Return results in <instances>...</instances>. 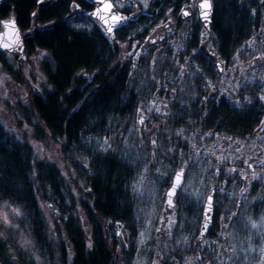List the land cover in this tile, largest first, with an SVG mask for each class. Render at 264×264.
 I'll return each mask as SVG.
<instances>
[{"label": "trees", "instance_id": "16d2710c", "mask_svg": "<svg viewBox=\"0 0 264 264\" xmlns=\"http://www.w3.org/2000/svg\"><path fill=\"white\" fill-rule=\"evenodd\" d=\"M68 2L58 0L41 11L37 0H3L0 19L12 16L22 29L31 26L36 9L40 23L55 19L54 24L37 38L50 57L42 66L47 85L30 104L38 113L37 117L34 115L36 120L32 118L33 127L37 129L34 130L35 137L44 139L48 136L61 143L63 158L75 169L76 178L89 186L87 197L93 201L88 204L90 199L78 200L69 192L58 164L47 159L36 160L25 143L0 122V201L16 205L24 213L22 218L13 220L11 227L0 229L2 264H14L9 254L22 255L18 249L21 246L26 250L23 242L28 233L36 248L44 249L49 260L46 264H113L114 255L102 224L93 225V209L116 222L125 221L132 212L131 207L123 203L128 201L127 187L123 184L133 179L128 163L112 151L89 158L90 151L84 139L96 132L110 131L112 123L114 129L123 133L129 131L140 100L137 89L143 86L144 72L149 67L146 64L135 68L130 61L123 63V50L120 53L118 43L121 42L119 36L126 35L117 32V37L112 35L109 39L98 24L94 31H80L68 26ZM225 20L228 28L237 23L232 13L226 15ZM143 23L131 26V30ZM111 133L114 134L113 130ZM44 198L57 202L63 214L60 224H54L55 230L50 236V218L40 204ZM80 208L85 213L82 220L78 214ZM83 218L89 222L92 243L86 241L88 230L84 231ZM60 228L66 242L62 240ZM112 242L116 244L115 240ZM196 249L193 250L195 256ZM29 255V263L38 262L35 251H30ZM172 257L167 258L166 264H174ZM186 258L185 255L183 260ZM164 262L162 260L160 264ZM186 263L190 264V261Z\"/></svg>", "mask_w": 264, "mask_h": 264}, {"label": "flooded vegetation", "instance_id": "af4514ba", "mask_svg": "<svg viewBox=\"0 0 264 264\" xmlns=\"http://www.w3.org/2000/svg\"><path fill=\"white\" fill-rule=\"evenodd\" d=\"M57 1L37 0V5L42 11L50 5L49 3L55 5ZM197 1L155 0L144 9L135 0H114L118 5L116 9L124 17H135L127 24H122L113 33L115 37L117 32L126 35L123 37L120 35L121 42L118 43L123 50V63L130 61L135 64V68L147 64L151 71L157 70V74L153 77L161 79H158L159 86L153 92L161 112L143 114L146 119L141 125L140 113L137 111L141 110V106L138 101L135 110L134 137L137 132V145L140 147L152 142L157 131L162 139H166V136L176 131L188 132L190 136L199 135L202 139L200 143L194 141V147L191 142L192 150L197 147L214 149L220 145L221 149L229 153L238 151L236 158H239V165L252 166L257 163L259 156L264 155V102L261 103L256 98L258 90H264V35L260 34L264 32V0H213L214 9L209 29L198 19ZM77 2L84 6L83 8L79 6L82 10L91 11L95 8L87 0H69V14L74 8L73 4L77 5ZM184 8L190 11V14L182 19L181 13ZM38 13L36 9L28 29H22L16 23L20 28L24 44L22 56L17 58L0 49V55L4 54L3 59H0L2 75L10 80L8 95L12 100L15 99L16 94L28 84L30 90L28 89L24 94L26 105L31 104V101L42 91L38 84L44 81L42 66L48 58L47 50L39 45L38 35L55 22L54 19L40 23L37 20ZM230 13L237 19V23L228 28L224 21H226L225 16ZM152 15L151 21L148 22V16ZM10 18L14 17L0 19V30L2 23ZM141 21L145 22L143 26L149 25L150 28L142 26L143 28L139 29L142 25L140 24L138 28L131 30V26ZM165 23H169V27L162 41L144 49L142 46L146 38ZM135 35L137 39L131 41ZM108 38H112V35ZM132 45L137 47L133 48ZM129 53L133 55L129 56ZM136 53L141 55L138 56ZM9 58L14 59L17 66L9 64L7 61ZM182 71L183 75H181ZM23 79L26 80L25 83L22 82ZM148 126L150 132H147ZM239 139H242L241 144L238 142ZM150 144L153 161L157 144L155 146ZM262 159L264 160V157ZM208 167H216L217 171L228 168L217 158L212 159ZM234 167L239 173H243L236 163ZM222 171L216 173V176H223ZM236 178L239 179L237 184L240 188H238L239 196L237 194L235 199L234 213L237 214L235 218L242 212V199L246 195L242 190L246 187L250 188L251 185L242 177ZM236 178L231 176L229 179L234 189L237 185ZM225 182L226 180L222 179L224 186ZM210 193L213 197L212 219L205 237L196 241L197 259L206 258L204 251H211L213 247L217 249L218 246L228 248L230 244L228 225L224 224L225 216L217 214L215 210L217 206L215 184H211L209 188L203 210ZM238 199L241 203L237 202ZM203 210L199 231L203 222ZM214 242L216 244H213Z\"/></svg>", "mask_w": 264, "mask_h": 264}, {"label": "rangeland", "instance_id": "374dc122", "mask_svg": "<svg viewBox=\"0 0 264 264\" xmlns=\"http://www.w3.org/2000/svg\"><path fill=\"white\" fill-rule=\"evenodd\" d=\"M139 3L142 8L146 9L147 6L155 0H147V6L143 0H135ZM165 1V0H163ZM77 2L78 8L81 3ZM82 5V4H81ZM117 10V9H116ZM85 11H88L85 9ZM73 12V8L71 13ZM70 13V14H71ZM69 14V15H70ZM68 16V15H67ZM145 16V15H143ZM148 16V22L151 21ZM67 18V17H66ZM68 26L80 31H94L97 24L95 21L89 19L83 14L70 15L66 19ZM1 24V22H0ZM96 24V26H95ZM138 24V23H137ZM140 26L150 28L149 25ZM99 27V26H98ZM137 28L139 25L136 26ZM142 27V28H141ZM100 28V27H99ZM118 28H115V30ZM104 32V31H103ZM114 33V31H113ZM111 33L110 35H113ZM109 36V34H106ZM137 39L136 35L132 40ZM120 47V45H119ZM122 53V47L120 48ZM130 50V49H127ZM3 52V51H2ZM1 54V53H0ZM4 54L0 55L3 57ZM50 56H48L49 59ZM9 64L17 66V62L12 58L7 60ZM146 70V68H145ZM2 67H0V122L2 125L12 130L15 133V137L33 152L36 160L47 159L54 163H57L63 172L64 178L68 184V190L74 194L78 200L88 201V194L90 193L89 186L83 184L76 178V171L68 162L63 158L60 151V144L53 141L48 136L44 139H37L34 132V122L32 118L36 120L38 113L36 109L31 107L30 104H25L24 94L28 91L29 86L24 87L20 90V93L16 94L15 99H11L8 95V89L10 86V80L2 75ZM157 74V70L151 71L150 69L144 72L146 78L143 79V86L138 90L139 105L143 114L155 112L153 104H156L154 96L155 88H158V79L153 76ZM163 74V73H162ZM161 80V79H159ZM26 82L25 79L22 81ZM46 79L38 84L39 87L43 88L46 84ZM156 86V87H155ZM24 89H26L24 91ZM30 90V89H29ZM260 96H264V90H258L256 98L263 103L264 100L260 99ZM151 109V110H150ZM36 117H35V116ZM132 125L127 133H123L120 129L112 128L108 132H96L85 137L84 143L89 148V158L95 157L96 155H104L107 152H114L120 159L128 163L130 169V175L133 179L123 184V187H127L125 192L127 193L128 201L123 202L129 205L132 209L130 215L126 216L125 221H113L104 218L100 213H94V224L103 226V233L107 243L111 245L110 250L112 256L114 255L113 264H160V261L167 260L172 257L174 264H262L264 261V229H253L251 228L249 218L259 222V219L264 216V160L263 156H259L256 164L251 167L245 165H239L236 153L233 151L229 153L218 145L216 148H196L191 149V142L194 146V141L200 143L202 141L199 135L192 134L191 136L186 133L174 132L170 136H166V139H162L157 131L154 134V140H157V148L155 150V159L151 160V144L152 142L145 143L139 147L134 143V133L136 124V112L132 116ZM38 125L36 124V127ZM46 130V128H43ZM147 132H150L149 126ZM47 133V132H46ZM48 134V133H47ZM149 136V134L147 135ZM107 139L110 148L106 151L103 150L101 145ZM238 142L241 144L242 139ZM217 158L219 162L228 166L227 169L222 171L223 176H216V167H208L212 163V159ZM260 160H263L262 162ZM187 162V163H185ZM246 161H243L245 163ZM234 163L243 170V173H239L237 168L234 167ZM249 164V162H247ZM87 167V165L85 164ZM185 169V180L184 187L178 189L175 197V208L169 219L174 218L176 224L171 228V234L169 228L165 222L161 225L162 211L164 208V202L166 199V192L171 185L173 175L178 169ZM208 167V168H207ZM161 169L157 172L156 169ZM147 169V170H145ZM253 172L256 174L253 177ZM143 176V184L140 185L139 191H134L133 186L137 185L140 181V177ZM233 176L242 177L249 181L250 188L246 187L245 198L242 199V212L235 218L232 214L236 206V197L238 194L237 184L239 179L236 178V188L232 187L229 179ZM222 179L226 180L222 184ZM260 181V182H257ZM246 182V181H245ZM211 184L217 186V196L215 198L216 212L225 216L224 224L228 225L230 244L229 246L213 247L211 251H204L206 258L197 259L195 256V248L198 239L199 223L202 220L203 203L211 187ZM247 186V183L245 184ZM230 186V187H229ZM220 187V188H218ZM232 187V188H231ZM239 196V194H238ZM76 200V198H75ZM76 200V202H78ZM81 200V201H82ZM69 202L70 199L68 198ZM93 199H90L88 204H92ZM237 202H240L239 199ZM40 204L44 212L50 218L49 234L55 230L54 224H60V218L63 216L57 202H53L51 199L44 198L40 201ZM70 204V203H69ZM66 203V205H69ZM125 205V206H126ZM51 206V207H49ZM240 208V207H239ZM14 209H18L22 215L17 216ZM78 214L82 220V215L85 213L82 209H79ZM7 214L10 224L13 220L22 218L24 213L20 207L9 204L3 200L0 201V216ZM66 214V213H65ZM231 217V219H229ZM83 218V227L86 231V241L92 243V236L90 237V227ZM116 222V223H115ZM112 224V225H111ZM5 225L0 221V229L6 228ZM101 226V225H100ZM88 228V229H87ZM161 229L157 232L156 229ZM237 231V232H236ZM62 240L66 242L65 234L62 228H60ZM119 233V235H117ZM102 234V232H101ZM121 238L123 244L118 240ZM222 240V237H220ZM50 240V238H49ZM113 240L116 244H113ZM30 241V244L25 246V242ZM143 241V242H141ZM53 242V241H52ZM205 242V241H202ZM24 247L26 250L19 246V253L21 256L16 254H9V258H12L14 264L25 262V264H46L49 260L45 254L44 249L36 248L34 239L31 235H25ZM54 244H57L53 242ZM203 244V243H202ZM213 244H216L215 242ZM114 245V248L112 247ZM214 246V245H213ZM245 249H251V251L245 255ZM235 250V255H233ZM36 252L38 262L29 263V253ZM194 253V254H193ZM186 255V261L183 258ZM115 262V263H114ZM2 264V262H0Z\"/></svg>", "mask_w": 264, "mask_h": 264}, {"label": "snow or ice", "instance_id": "6c2138e0", "mask_svg": "<svg viewBox=\"0 0 264 264\" xmlns=\"http://www.w3.org/2000/svg\"><path fill=\"white\" fill-rule=\"evenodd\" d=\"M145 7L147 6V0H143ZM93 3H98L99 6L96 8V10L91 14L92 16L97 18V23L102 22V26L104 27L105 33L106 34H111L113 33L114 28H119L121 27L122 24H127L128 22L132 21L135 19L134 16H130V17H124L119 15L115 9L118 6L114 0H93ZM120 7H122V5H119ZM74 8H78V5L73 4ZM212 3L210 2V0H202V2L199 4V8L202 9L203 11L201 12V16L205 21L209 20V15L210 12L212 11ZM185 16L189 15L188 11H184L183 13ZM35 15V13L33 14ZM13 26H14V22H13ZM261 35H264V32L260 33ZM14 44H19V37L17 35L16 40L13 42ZM152 43H155V41H152ZM4 48H10L12 47V45L9 44H4L3 45ZM133 48L137 47L136 45H132ZM129 56L133 55L132 53L128 54ZM136 55H141V53H136ZM135 67V64L133 65ZM219 67V66H218ZM181 68L183 69V65H181ZM222 70V69H221ZM181 75H183V71L181 72ZM261 100H264V96H260ZM153 107L155 108L156 112H161V108L158 105L153 104ZM151 110V109H150ZM140 115H139V123L142 125L144 124V121L146 119V117L143 115L142 111L140 109L137 110ZM153 146L156 145V140L152 141ZM101 147L103 148V150H107L108 148H110V145L107 142V139H105V141L103 142V144L101 145ZM194 147V146H193ZM187 163V162H185ZM249 167H251V165H249ZM147 170V169H145ZM157 172H160L161 169L157 168L156 169ZM219 171V170H218ZM185 169L182 167L179 171L176 172L175 177L172 181V186L171 188L167 191L166 196H167V200H166V204L168 206L169 209H173L175 207L174 204V197L177 194V190L180 189L181 187H184V180H185ZM256 174L253 172V177L255 178ZM143 184V176L140 177V181L138 182L137 185L133 186V190L134 191H139L140 185ZM247 189H243L242 192H246ZM51 207V206H49ZM15 212V214L17 216L22 215L20 213V211L18 209H14L13 210ZM213 211V197L211 194H209L208 198H207V204L204 208V217H205V223L203 225V228L201 230V235L204 234V232L207 231L208 227H209V223L211 222V213ZM233 216L237 215L236 213L232 214ZM162 219L165 220V222L168 225L169 228V233L171 234V228L173 225H175L177 222L174 218L169 219L167 217H162ZM229 219H231V217H229ZM0 221H2L3 224L5 225H9L11 227L10 221L8 219V215L2 214V216H0ZM251 225V228L253 229H264V216H262L259 219V222H257L254 219L249 218L248 221ZM157 232L161 231V229H156ZM119 235V233L117 234ZM143 242V241H141ZM28 244H30V241L25 242V246H27ZM89 247H91V245H89ZM245 255H247L251 249H245ZM233 255H235V250H233ZM164 264H166V261L164 262ZM262 264H264V261H262Z\"/></svg>", "mask_w": 264, "mask_h": 264}, {"label": "water", "instance_id": "95a60500", "mask_svg": "<svg viewBox=\"0 0 264 264\" xmlns=\"http://www.w3.org/2000/svg\"><path fill=\"white\" fill-rule=\"evenodd\" d=\"M1 1V0H0ZM90 4L94 5L95 8L91 11H85V10H81L79 8H73V12L70 14V15H76V14H83V16H86L88 17L89 19L93 20V21H97V18L92 16L91 14L96 10V8L99 6L98 3H93V0H87ZM202 2V0H198L197 1V4H196V10H197V14H198V19L199 21L207 28L209 29L210 26H211V19H212V13H213V9H214V6L212 7V11L210 12V15H209V20L208 21H205L202 16H201V12L203 11L202 9L199 8V4ZM210 2L212 3L213 5V0H210ZM115 11L123 16L118 10L115 9ZM184 11H186V8L183 9L182 13H181V18L184 19L187 16H185L183 13ZM189 14H190V11H188ZM68 15L67 18L70 16ZM66 18V19H67ZM13 22H14V26H13ZM98 25L101 27V29L105 32L104 30V27L102 26V22L98 23ZM169 27V23H165L163 25H161L160 27H158V29H156L155 31H153L151 33V35L148 36V38H146V42L145 44L142 46L144 49L145 47L147 46H150L152 43V41H155V43H158L160 41H162V39L166 36V29ZM115 30V28H114ZM113 30V31H114ZM17 35L19 37V44H14L13 42L16 40L17 38ZM4 44H9V45H12V47L10 48H4L3 45ZM0 49L3 50V51H6L14 56H22L23 55V49H24V44H23V40H22V34H21V31H20V28L18 27V25L16 24V21L14 18H10L6 21H4L2 23V30H0ZM137 142H138V133L136 132L135 134V137H134V143L137 145ZM180 170V169H179ZM177 170V171H179ZM176 171V172H177ZM175 172V174H176ZM175 174L173 176V179L175 177ZM172 179V181H173ZM172 186V182H171V185L170 187L168 188V190L171 188ZM167 190V191H168ZM178 191V190H177ZM167 193V192H166ZM212 195V193H210ZM176 197V196H175ZM175 197H174V204H176L175 202ZM166 200H167V196H166V199H165V202H164V208H163V211H162V215L163 217H167L169 218L170 215L172 214V212L174 211V208L173 209H169L167 204H166ZM207 204V200H206V203H205V206ZM204 206V208H205ZM212 215V213H211ZM165 223V220L162 219L161 220V225H163ZM205 223V217H204V210H203V222L201 223V226H200V231H199V234H198V241H200L204 236H205V233L203 235H201V230L203 228V225ZM210 224V223H209ZM118 240L121 244H123L122 240L120 237H118ZM225 240H226V237H225Z\"/></svg>", "mask_w": 264, "mask_h": 264}, {"label": "bare ground", "instance_id": "6f19581e", "mask_svg": "<svg viewBox=\"0 0 264 264\" xmlns=\"http://www.w3.org/2000/svg\"><path fill=\"white\" fill-rule=\"evenodd\" d=\"M20 57V55L17 56V58Z\"/></svg>", "mask_w": 264, "mask_h": 264}]
</instances>
